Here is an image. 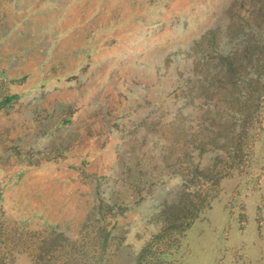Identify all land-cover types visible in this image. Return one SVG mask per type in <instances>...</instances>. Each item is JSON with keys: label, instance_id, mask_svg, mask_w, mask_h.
Listing matches in <instances>:
<instances>
[{"label": "rangeland", "instance_id": "1", "mask_svg": "<svg viewBox=\"0 0 264 264\" xmlns=\"http://www.w3.org/2000/svg\"><path fill=\"white\" fill-rule=\"evenodd\" d=\"M0 264H264V0H0Z\"/></svg>", "mask_w": 264, "mask_h": 264}]
</instances>
